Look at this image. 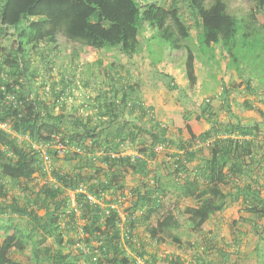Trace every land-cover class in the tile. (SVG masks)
<instances>
[{"label": "trees", "instance_id": "1", "mask_svg": "<svg viewBox=\"0 0 264 264\" xmlns=\"http://www.w3.org/2000/svg\"><path fill=\"white\" fill-rule=\"evenodd\" d=\"M168 2L0 0V123L11 127V131L0 128V215H19L32 224L28 230L0 218V264H22L12 255L33 245L38 232L41 241L51 238L56 247L34 244L30 264H140L131 254L136 251L134 232L160 211L167 191L162 177L150 167L159 146L176 149L170 163L178 188L184 196L198 200L196 206L186 208L194 231H200L212 216L240 199L248 212L264 219V178L260 172H264V141L259 139L264 113L263 121L244 124L231 112L229 96L238 85L224 83L222 91L231 117L237 120L223 124L211 113L210 128L200 134L187 123L190 140L185 142L168 136V127L155 118L153 106L138 97L131 99L133 84H118L113 78L110 88L89 98L85 107L95 112L82 114L79 107L71 112L66 109L72 80H40L41 65L36 61L51 65V53L60 48L61 37L86 49L119 48L134 56L141 50L140 36L149 26L153 29L151 39L173 49L185 48L186 76L194 85L198 81L197 55L189 44L193 27L182 14V8L187 7L199 28L201 51L211 49L213 53L220 47L241 76L243 62L249 75L259 73L264 81V24L256 20L259 13L264 14V0H255L253 10L243 18L230 10L228 0ZM6 36L13 37L11 46L4 43ZM254 50L262 73L249 67ZM81 56L78 50L73 51L67 66L78 65ZM165 77L170 78L169 87L176 89L172 77ZM244 80L249 92L255 93L252 81L248 77ZM245 105L254 108L249 101ZM207 143L210 154L205 157L202 153ZM194 144L199 147L193 148ZM130 148L136 154H124ZM44 152L55 161L63 152L65 161L84 160L86 166L77 164L72 171L55 166L47 170ZM195 160L199 163L193 170L189 164ZM37 172L53 180L22 189V196H11V183L30 182ZM129 173L142 180L131 189L129 213L123 220L107 196L128 187ZM69 192H75V203ZM41 209L45 210L43 215ZM180 224L172 208L148 231L156 241H162L165 232ZM258 234L261 251L264 234L261 230ZM139 256L144 264H155L157 259L145 251ZM170 263L184 261L176 257Z\"/></svg>", "mask_w": 264, "mask_h": 264}, {"label": "rangeland", "instance_id": "2", "mask_svg": "<svg viewBox=\"0 0 264 264\" xmlns=\"http://www.w3.org/2000/svg\"><path fill=\"white\" fill-rule=\"evenodd\" d=\"M147 1L169 5L168 0ZM228 2L230 10L239 18L247 16L255 6V0H228ZM182 9L184 19L193 27L189 44L197 55L198 81L196 84L191 85L186 76L187 53L185 48L173 49L164 42L151 39L153 29L149 26L140 36L142 48L134 56L126 55L119 48L86 49L78 43L73 44L61 37L60 48L51 53L50 60H54L51 65L44 66L41 61H36L41 65L42 78L40 80H72V85L66 95V109L71 112L75 107H79L82 114L95 112L90 106L85 107L88 102L90 103L89 98L110 88L113 78H117L118 84H133L135 92L131 95V99L138 97L146 105L153 106L155 118L168 127V136L179 141L190 140L187 123L193 126V130L197 134L209 129L211 113H214L215 117L223 124L230 119L237 120V118L231 117L229 105L223 98L224 83H227L229 87H232V84L238 85V87L232 88L229 96L231 112L238 115L244 124L263 121L261 112L264 113V81L261 80L260 74L249 75V68L241 62V70H244L241 76L239 70L235 65L230 64L225 51L220 47H215L213 53L210 51L211 49L205 53L201 51L198 40L199 28L194 23L195 17L187 7ZM256 20L258 24H264V14L259 13ZM3 40L6 46H11L13 43L12 36L3 37ZM43 49L46 50L45 47H42V51ZM255 49L259 51L260 47L257 46ZM77 50L82 54L81 59L77 61L78 65L67 66V62L73 57V51ZM256 51L252 52L253 64L251 63L249 67L252 72L257 70L262 73L263 69H258L255 61ZM35 57L39 60L38 54ZM165 74L172 77V83L176 84V89L169 87L170 78H166ZM245 77L252 81L255 93L249 92ZM246 101L251 102L254 108H248L245 105ZM206 103L209 104L207 107H205ZM24 139V137H20L21 142H24ZM259 139L264 141V128ZM198 147L199 145L195 144L193 146V148ZM203 147L202 155L209 156V144L207 143ZM156 149L158 155L154 161L150 162V167L152 172L162 177L167 186L164 205L149 223L142 224L135 230L133 245L136 251L131 252L132 257L136 258L138 263L144 264V259L139 256V253L145 251L149 256L154 255L155 258L157 256L155 264H171L170 260L176 257L181 258L184 264H264V249L261 251L259 249L261 241L260 234H258V230L264 234V219L248 212L240 199L229 203L223 211L212 216L200 231H194L191 228L186 208L196 206L198 200L184 196L178 188L174 166L170 163V156L176 149L161 146ZM124 154L134 155L136 151L130 148ZM63 157L64 153L62 152L60 160H47L45 168L49 170L55 166L65 171H72L78 167L77 164L86 166L84 160L76 159L67 162ZM198 163L199 161L195 160L189 164V167L194 170ZM100 165L102 164L100 163ZM260 172L264 178V172ZM126 179L128 187L125 190L107 196V199L111 200L114 206L119 209L123 220L129 213L131 189L141 183L142 177L129 173ZM50 180H53L50 176L44 179L37 172L30 182L21 180L17 184L11 183V196H22L24 195L22 189L27 190L31 186H41ZM69 194L75 203V192H69ZM172 208L178 213L180 227L165 232L162 235L163 240L156 241L150 235L148 228L154 226L157 220L162 219L164 214ZM39 213L43 215L45 210L41 209ZM0 218L6 221L11 219L25 229H32V224L26 217L0 215ZM41 236V233H36L33 243L56 247L51 238L41 241ZM34 244L29 245L24 252L14 253L12 257L22 264H30L33 259Z\"/></svg>", "mask_w": 264, "mask_h": 264}, {"label": "clouds", "instance_id": "3", "mask_svg": "<svg viewBox=\"0 0 264 264\" xmlns=\"http://www.w3.org/2000/svg\"><path fill=\"white\" fill-rule=\"evenodd\" d=\"M3 124H6V123H3ZM8 127H7V129H5V130H7V131H11V127H10V125L9 124H6ZM3 129V128H2ZM19 137H21V136H19ZM23 137V136H22ZM20 139V138H19ZM44 150V149H43ZM45 153V152H44ZM45 155H46V153H45ZM45 155H44V157H45ZM48 156V155H47ZM47 160H50V158L48 157V159H45V162H47Z\"/></svg>", "mask_w": 264, "mask_h": 264}, {"label": "built area", "instance_id": "4", "mask_svg": "<svg viewBox=\"0 0 264 264\" xmlns=\"http://www.w3.org/2000/svg\"><path fill=\"white\" fill-rule=\"evenodd\" d=\"M7 127L8 126L6 124L0 123V128L7 129ZM45 159H48L47 155H45Z\"/></svg>", "mask_w": 264, "mask_h": 264}]
</instances>
